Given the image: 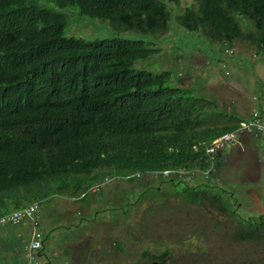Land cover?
<instances>
[{
  "label": "trees",
  "instance_id": "1",
  "mask_svg": "<svg viewBox=\"0 0 264 264\" xmlns=\"http://www.w3.org/2000/svg\"><path fill=\"white\" fill-rule=\"evenodd\" d=\"M179 3L0 0V217L34 203L40 208L51 194L71 196L83 190L80 183L91 186L110 175L129 180L207 168L205 146L241 120L207 126L212 119L191 90L174 86L169 72L142 67L159 51L154 42L67 36L61 12L78 8L152 38L176 25L201 34L209 49L245 42L264 55V0H191L174 13ZM260 224L263 230L247 226L236 236L257 241L264 237Z\"/></svg>",
  "mask_w": 264,
  "mask_h": 264
},
{
  "label": "rangeland",
  "instance_id": "2",
  "mask_svg": "<svg viewBox=\"0 0 264 264\" xmlns=\"http://www.w3.org/2000/svg\"><path fill=\"white\" fill-rule=\"evenodd\" d=\"M190 2L180 0L171 9L174 13L181 12ZM61 12L67 17V36L88 41L118 35L154 42L153 48L159 51L141 61L142 67L152 74L169 72L174 86L191 90L197 103L204 106L205 116L212 119L206 120L207 126L226 125L231 117L247 120L248 117L242 119L240 98L250 102L254 96L264 98V55H257L245 42H238L232 48L233 53L227 54L220 45L211 44L207 48L205 38L199 37L201 34L175 24L166 34L152 38L83 16L78 8H64ZM255 143L251 146L256 155H249L251 147L243 143H237L232 154L223 150L214 161L215 169L208 180L202 179L198 172L192 181L156 173L138 174L129 180L110 175L91 186L80 183L83 190L77 192H83L82 199L78 193L51 194L41 202L37 229L44 238V256L52 260L50 264H71L68 244L79 242V250L87 253L88 262L99 264L104 262L97 255L101 234L106 232V241H110V231L125 224L127 242L137 249L135 258L138 249L166 250L174 236L171 244L177 247L172 251L176 258L167 264H264V237L251 242L235 239L247 226L260 230H263L260 223L264 226V140ZM73 184L69 182L68 186ZM201 192L208 195L199 200ZM214 199L221 202L224 210L210 202ZM27 221L16 228H0V264H23V239L27 241L28 234L22 237L13 231L31 229ZM114 240L118 245L113 251L121 250L128 258L118 264L142 262L133 260L122 241ZM150 253L154 259L155 254ZM151 259L144 264H150Z\"/></svg>",
  "mask_w": 264,
  "mask_h": 264
},
{
  "label": "built area",
  "instance_id": "3",
  "mask_svg": "<svg viewBox=\"0 0 264 264\" xmlns=\"http://www.w3.org/2000/svg\"><path fill=\"white\" fill-rule=\"evenodd\" d=\"M232 54L231 50L225 51ZM253 102L257 107L252 109L248 119L240 121L237 126L230 132L223 133L214 137L209 144L205 146L204 152L208 166L206 169H193V170H172L162 171L164 177L175 176L177 180L192 181L193 176L198 172L199 176L204 180L211 177V172L214 171V161L216 155L228 148L232 144L239 143V140L246 137L264 138V98H257L254 96ZM39 204L34 203L25 206L19 210H14L7 215L0 217V226H18L24 221H30L34 228L39 227L38 220ZM42 237L39 233L33 232L30 240L26 241L22 247V256L24 264H44L39 256V250L42 248Z\"/></svg>",
  "mask_w": 264,
  "mask_h": 264
},
{
  "label": "crops",
  "instance_id": "4",
  "mask_svg": "<svg viewBox=\"0 0 264 264\" xmlns=\"http://www.w3.org/2000/svg\"><path fill=\"white\" fill-rule=\"evenodd\" d=\"M251 100H252V98H251ZM239 102H240L239 109H240V111H243V117H242V119L247 118L249 116L251 110L257 107V105H256L255 102L252 101L253 102L252 103L247 98H240V101ZM259 140H264V139L263 138L254 139V138H250V137H243L241 139V141H240V144L243 143L244 146L245 145H247V146L249 145L251 147V150H252L253 147L251 146V144H256L255 142L256 141H259ZM235 148H236V145H234L231 148H229L227 150L228 154H232V151ZM251 150H249V155L250 154L251 155H256V152L257 151L256 150H252L251 151ZM239 155L240 156H243L241 153H239ZM220 156H218V157H220ZM253 159L254 160L257 159V161L259 163H261L260 162V159L258 157H254ZM189 203H191V202H189ZM39 213H40V208H39V211H38V218H39ZM27 222H28L29 226H31V229L28 228V230L26 229V230H23L22 232H19V230L14 229L13 232H15L16 235H17V233H21L22 237H24L26 234H28V240H29L31 238V235H32L33 232H36V233H39V232L35 231V230L38 229V227L37 228H34L31 225L30 221H27ZM23 223L24 222H22L21 224H23ZM39 225H40V223H39ZM1 227L16 228L17 226L3 225V226H0V228ZM127 227L128 226L125 225V224H122V225L119 224V225H117V227L115 228V230L114 231L111 230L110 233H109L110 234V241H106V238H105L106 232H103L101 234L100 241L97 242V247H98V249H97L98 250L97 255L99 256V259H101V261H104V262H99L100 260L98 258H97L96 262H99V264H101V263L102 264H118L121 261L128 260L127 257H124L122 255V251L121 250L113 251V249H115L117 247V245H118V243L115 242L114 239H118L119 242L122 241L124 248L127 249L128 251L130 250L131 254L133 255V260L134 259H137V260L142 261L139 264H144L145 263V260H148L150 258L153 259V256H152L153 254L150 253V252H153L155 254L154 255L155 258L153 260L151 259L152 261H150V262H156V264H158V263L159 264L160 263H164V262H167L168 260H171V259L176 258V256H174V253L172 251H173V248H177V247L175 245H172L171 244V239H173L174 236L169 239L170 240V246H168L166 248V250H163L162 248H158L157 251H148V250L145 251L143 249H138L139 250V255H137V257L135 258V252H136L137 249H135L136 246L134 247V245L132 243L131 244H128V242H127L128 233H127V231H125V229H127ZM41 237H42V235H41ZM24 241H26V240L23 239V242ZM42 241H43V246H42L41 252L39 253L40 254V257H41V259L43 257H45L43 263L50 264L52 260H49L48 257L47 256H44V254H43L44 238H42ZM168 243H169V241L168 242H165L164 241V244H168ZM79 244H80L79 242H71V243L68 244V248L71 250V264H90L88 262V258L86 257L87 256V253H84V251L82 252V251L79 250V247H80ZM80 252H81L82 255L80 254ZM99 252H100V254H99ZM176 252L179 254L178 250H176ZM109 253L112 254V256H109ZM101 255H103V256H101ZM21 261H23V264H24V260L22 259Z\"/></svg>",
  "mask_w": 264,
  "mask_h": 264
},
{
  "label": "clouds",
  "instance_id": "5",
  "mask_svg": "<svg viewBox=\"0 0 264 264\" xmlns=\"http://www.w3.org/2000/svg\"><path fill=\"white\" fill-rule=\"evenodd\" d=\"M226 50H231V51H232V49H224L223 52L226 53V52H225ZM232 53H233V51H232ZM227 54H228V53H227ZM252 98H253V97H252ZM252 100H253V99H252ZM241 121H242V120H241ZM244 137H246V136H244ZM242 138H243V137H242ZM242 138H241V139H242ZM250 138H251V137H250ZM241 139L239 140V142L241 141ZM263 139H264V138H263ZM234 145H237V144H232V145H230L228 148H226L225 150L227 151L229 148H231V147L234 146ZM222 152H223V151L219 152V153L216 155V157L220 156V155L222 154ZM182 169H183V168H180V169H173V170H182ZM162 171H164V170H162ZM162 171H156L155 173H156V174H159V173H161ZM27 241H28V240H27ZM25 242H26V241H25ZM25 242H24V243H25ZM39 253H40V252H39ZM39 256H40V254H39Z\"/></svg>",
  "mask_w": 264,
  "mask_h": 264
},
{
  "label": "flooded vegetation",
  "instance_id": "6",
  "mask_svg": "<svg viewBox=\"0 0 264 264\" xmlns=\"http://www.w3.org/2000/svg\"><path fill=\"white\" fill-rule=\"evenodd\" d=\"M205 195H208L207 193H205ZM239 235V234H238ZM236 236V235H235ZM236 238L239 239V237L236 236ZM150 264H156V262H150ZM159 264V263H158ZM160 264H167V262H164V263H160Z\"/></svg>",
  "mask_w": 264,
  "mask_h": 264
},
{
  "label": "bare ground",
  "instance_id": "7",
  "mask_svg": "<svg viewBox=\"0 0 264 264\" xmlns=\"http://www.w3.org/2000/svg\"><path fill=\"white\" fill-rule=\"evenodd\" d=\"M238 145H240V142L238 143ZM137 177H138V175H136ZM135 176V177H136ZM193 177H195V176H193ZM127 178H132V176L131 177H127ZM2 217V216H1ZM35 231H37V230H35Z\"/></svg>",
  "mask_w": 264,
  "mask_h": 264
},
{
  "label": "water",
  "instance_id": "8",
  "mask_svg": "<svg viewBox=\"0 0 264 264\" xmlns=\"http://www.w3.org/2000/svg\"><path fill=\"white\" fill-rule=\"evenodd\" d=\"M41 251V250H40ZM45 264V263H44Z\"/></svg>",
  "mask_w": 264,
  "mask_h": 264
}]
</instances>
